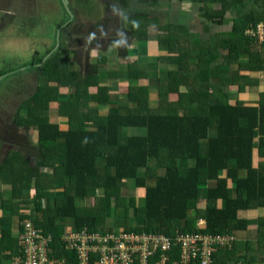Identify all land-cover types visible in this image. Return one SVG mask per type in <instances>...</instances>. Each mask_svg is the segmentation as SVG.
Instances as JSON below:
<instances>
[{
  "label": "trees",
  "instance_id": "16d2710c",
  "mask_svg": "<svg viewBox=\"0 0 264 264\" xmlns=\"http://www.w3.org/2000/svg\"><path fill=\"white\" fill-rule=\"evenodd\" d=\"M178 1L192 3L208 24V31L211 25H224L230 17L233 26L207 40L188 36L183 27L160 28L158 41L170 48V54H178L180 72L158 82V97L164 101L157 111L147 106L146 89L129 87L127 96L137 100V113L109 109L105 116L85 118L86 112L99 113L89 103L101 105L106 90L98 86V94H89L90 81H81L78 73L70 71L69 51L64 54L61 47L39 66L48 74L47 79L36 73L38 80L31 81L28 88L18 75L7 77L15 80L5 95L16 93L17 99L23 90L26 95L5 127L7 132H0V141L11 146L3 160L0 154V185L11 186L14 201L25 191H34L30 213L20 217L21 233L24 222L32 221L40 234L52 236L56 258L67 256L75 264L73 254L62 249L61 238L68 223L76 229L106 228L107 218L123 208L128 198L124 192L132 188L145 191L141 214L136 213L142 221L124 230L172 238L199 230L234 234L248 224L239 216L240 211L263 203L264 163L256 160L257 154L264 157V97L259 106L239 101L230 104L225 88L237 85L244 91L248 81L254 82L249 71L260 72L259 77L264 78V43L245 36L247 29L264 21V0ZM143 16L135 14L132 19L136 24L146 19L143 36L135 32L138 26L132 32L147 40V20L151 18ZM182 39L189 40L188 47L183 48ZM58 51L62 52L60 61ZM240 60L248 63L240 65L234 75L232 64ZM42 61L39 58L37 63ZM130 68L133 72L135 66ZM4 73L9 71L0 75ZM144 77L145 73H137L136 78ZM175 85L177 91L171 89ZM69 86L75 89L62 96ZM181 87H185L183 92ZM171 93L176 100H169ZM105 101L109 106L110 100ZM51 103H56L59 116L66 117V128L59 118L45 115ZM130 128L143 129L144 133L131 134ZM212 128L215 136L210 135ZM188 160L195 165L189 167ZM160 168L163 175H158ZM47 177L51 182L48 187L44 184ZM86 199L88 203H81ZM116 216L118 219L119 212ZM200 219L206 223L202 229L197 226Z\"/></svg>",
  "mask_w": 264,
  "mask_h": 264
},
{
  "label": "crops",
  "instance_id": "0c3cea01",
  "mask_svg": "<svg viewBox=\"0 0 264 264\" xmlns=\"http://www.w3.org/2000/svg\"><path fill=\"white\" fill-rule=\"evenodd\" d=\"M69 1V6L73 10L74 15L68 14L62 0H0V48L8 49L9 43H12L13 40L37 44V38L35 37L38 32L37 27L42 25V29H48L42 30V32L46 35L48 42L52 43L46 50L47 55L54 49L59 34L61 45H66L70 49L68 55L72 56H69L72 62L77 56L78 60L74 62L73 66L78 65V70L80 69L81 72H75L80 75V80L91 78V86L89 87L91 91L96 90L98 93V86H100L107 93L101 95V101H103L101 105L94 101H92L94 103H89V107L97 109L99 113L91 114L86 112L84 114L85 118L87 116L90 118H95L97 115L105 116L109 109H121L120 113L126 114V111L139 107L136 99L130 100L128 98L129 87L146 89L149 97L147 106L149 108L159 107L164 100H159L157 93L159 90L158 82L168 79L174 73L180 72V64L176 60L178 54H170V48L161 46L158 41V33H160L161 27L171 25L183 27L187 30L188 36L190 34L197 36L200 40H207L213 34L222 33L217 28L224 26L211 25L208 31V24L201 19L197 8L192 3L179 2L178 0H153L150 6L145 8L144 12H140L136 8L126 10L124 26L127 27L128 38L123 47L120 48L116 43L112 42L113 39L108 38V35L114 33V28L117 24H112L109 19L105 18L104 9L101 18V15L99 17L96 16L94 4L89 3L88 0ZM135 14L151 18L150 21L147 20V40L139 39L132 32V28L138 26L140 29L135 32H140L141 36H143L144 20H146L144 18L140 20V23L136 24L132 20ZM102 19L103 22L101 23ZM182 42L183 48L189 46V40L183 41L182 39ZM53 45L54 47L52 48ZM46 55L44 57L36 56L32 61H23L21 58L11 55V60H9L8 64H4L7 69L0 70V74L1 72L9 71L8 78L9 76L18 75L17 78H22L24 85L29 88L31 81L38 80L37 75L41 76V78L46 75L47 79L48 74L39 67L45 63H37L39 58L44 59ZM103 56H106L105 61ZM169 56L175 58L167 60ZM105 62V70L102 71L100 66ZM162 63L165 64L162 66ZM131 64L135 66L133 72L130 68ZM158 64L160 67H158ZM241 64V60L240 63L234 62L232 64L234 75ZM96 66L98 67V73L95 72ZM138 72L145 73L146 77L136 78ZM36 73L38 74L36 75ZM249 73L253 77L251 79L254 82L249 83L244 91H239L237 85L225 88L230 104H235L239 101L252 106L260 105V101L264 97V78H260V72L255 70L254 72L249 71ZM132 74L136 77L133 78ZM8 78H4L3 81ZM118 78L121 79L120 85L118 84ZM14 80L15 77H12L3 85V81L0 83V105L6 104L8 107L5 109L6 114L10 115V118H12L17 107L24 100V95H26L24 90L22 91L24 93L20 97L17 96V99L16 93L5 95V92L9 90V86L13 85ZM56 84L52 83L51 85ZM74 89L69 86L67 92H64L62 96H68ZM171 89L177 91L178 86L175 85ZM184 90L185 87H181V91L183 92ZM2 98L5 99V102L2 101ZM106 99L111 101L109 106L104 104ZM176 99L177 96H174L173 93L169 95L170 101ZM50 106V110L45 113L48 118H66L59 116L56 103H51ZM58 121L60 122V120ZM62 123L65 124V122ZM62 123V128H66L67 124L62 125ZM259 161L264 163V157L260 158L257 154L256 163ZM192 162L194 166L195 161ZM99 163L102 164V160ZM163 173L164 170L160 168L158 175H163ZM242 175L245 177L246 173L244 172ZM47 182L48 177L44 181L45 186L48 187ZM149 184L151 186L154 185L153 182ZM214 184L215 182L211 185ZM139 190L143 191V194L145 193L144 189ZM128 193L132 192L129 191ZM33 195L34 191L32 190L25 191L19 200L14 201L12 200L11 186L6 191L0 189V264H23L24 256L22 255L23 250L20 243L22 222L20 217L24 213L25 215L30 213L33 204L29 203V201L32 200ZM88 202L89 200L86 199L81 203ZM28 210L30 211L28 212ZM239 216L248 222L247 227L234 232L238 237V241L230 248L216 252L213 264H264V199L262 205L254 209L242 210ZM70 224L72 222L66 225V229L72 227ZM205 225L206 223L198 228L202 229ZM106 227L108 228L107 224Z\"/></svg>",
  "mask_w": 264,
  "mask_h": 264
},
{
  "label": "built area",
  "instance_id": "2783aa9c",
  "mask_svg": "<svg viewBox=\"0 0 264 264\" xmlns=\"http://www.w3.org/2000/svg\"><path fill=\"white\" fill-rule=\"evenodd\" d=\"M245 36L264 43V21L245 31ZM205 224L199 220L197 225ZM23 264H72L69 258L54 257L52 236L40 234L26 220L20 236ZM238 241L236 234L208 232L179 233L169 237L158 233H135L111 228L91 230L69 227L62 236V249L73 254L75 264H213L216 252ZM176 249L178 252H176Z\"/></svg>",
  "mask_w": 264,
  "mask_h": 264
},
{
  "label": "rangeland",
  "instance_id": "374dc122",
  "mask_svg": "<svg viewBox=\"0 0 264 264\" xmlns=\"http://www.w3.org/2000/svg\"><path fill=\"white\" fill-rule=\"evenodd\" d=\"M89 3L94 4V7L96 9V16L99 17L102 14L103 9H104V6L102 5V3L99 2V0L90 1ZM232 26H233V20L230 17L229 20H226V23L224 24V26L220 27V28H217V30H220L222 33H226V32H229L232 29ZM42 30H48V29L47 28L42 29V25L37 27V31L38 32L36 33V36H35L37 38V40H36L37 44H34V43L33 44H28V43L21 42L20 40H13L12 43H9V48L8 49H3L4 47H1L0 48V70H6L7 69V68H5L4 64H8L9 60H11L10 59L11 55H14L16 58H21V60H23V61H28V60L32 61V60H34L36 58V56H38V57L43 56L44 57L46 55V50H48V48L52 45V43L50 41L48 42L47 37L42 32ZM36 45H39V46L36 47ZM56 46H57V43H56L55 47L53 45L52 48L54 47V49H55ZM62 47H64V45ZM64 54H66V53L64 52ZM61 55H62L61 51H58L56 53V57H57V59L59 61H60V56ZM69 56H70V54L68 55V57ZM70 57H72V56H70ZM70 57H69V59L71 60ZM63 58L66 60V57L63 56ZM105 58H106V56H103V60L104 61H105ZM77 60L78 59H77V56H76L74 58L72 64H70V62H69V64H70L69 65V69L72 72L78 71V73H80L81 71H80V69L78 70V65L73 66L74 62L77 61ZM241 62H242V64L243 63H248V61H243V60ZM164 64L165 63H162L161 65L163 66ZM105 65H106V62L103 65L100 66V69L102 71L105 70V68H104ZM71 66H73V67H71ZM158 67H160L159 64H158ZM96 68L98 69V67H96ZM19 77H22V76H19ZM45 78H46V75L44 76V79ZM250 78H253V77L250 75ZM118 79H119L118 80V84L120 85L119 82H121V79L120 78H118ZM147 79L150 80L149 78H147ZM157 80H158V78H157ZM88 81H91V78H89ZM249 83H251V82L248 81L247 85H249ZM90 86H91V84H90ZM89 90H90L89 94H98L96 92V90H92L91 91L90 88H89ZM225 91H227V90H225ZM112 98H114V97L112 96ZM159 100H160V98H159ZM2 101L5 102V99L2 98ZM21 103H22V101H21ZM92 103H94V102H92ZM110 103H111V101H110ZM159 107H161V106H159ZM6 108H8V107L6 106L5 103L0 105V116L1 117L4 115ZM137 108H139V107L132 108L130 110L131 113H137ZM151 109H152V111H157L158 108L157 107H153ZM52 113H54V112H52ZM26 118H29V117L26 116ZM59 120H60L61 123L64 122L63 118H59ZM62 125H65V124L62 123ZM128 132L131 133V134H134V135H141V134L144 133V130L143 129L142 130L141 129L132 130L130 128V129H128ZM210 135L211 136H215L216 135L215 128H212L210 130ZM31 141L34 144H36L35 143L36 140L32 136H31ZM7 152H8V149L5 148L4 145H2L1 149H0V154H2V157H1L2 160L7 155ZM186 163H187V165L189 167L193 166L192 160H188V161H186ZM47 173H48V171H47ZM47 184L50 185L51 182L48 180ZM0 189L6 191V190L10 189V186L3 185V186L0 187ZM56 191H58V189ZM129 191L132 192V193H128ZM128 192H126V191L124 192V194L128 195L129 197L126 199L124 204H123V201H122L121 204H123V208L119 207V209L117 211V212H119L118 219L115 218V217H117L116 216V214H117L116 211H114L112 213V217L107 218L106 224H107L108 228H112L113 230H116V231H122V230H124V228L127 225L129 227H131V226H136L137 224H141V221H142L141 220V216H139V215L136 216V213L142 211V209H143V204H144L143 198L145 197L144 194L142 193L143 191L141 192V190H139L138 188H132V189H129ZM136 194H138V196H136ZM132 199H133V201H135V204H133V206H131V200ZM124 205H125V208H124ZM122 211H123V213L121 215ZM140 214H141V212H140ZM122 224H124V225H122Z\"/></svg>",
  "mask_w": 264,
  "mask_h": 264
},
{
  "label": "flooded vegetation",
  "instance_id": "af4514ba",
  "mask_svg": "<svg viewBox=\"0 0 264 264\" xmlns=\"http://www.w3.org/2000/svg\"><path fill=\"white\" fill-rule=\"evenodd\" d=\"M90 1H95V0H88V2ZM99 2H101L102 5L104 6L105 11L104 10L103 11L105 14V18L109 19V21L112 24L114 23L117 24V26L114 28V33L112 35H108V38L113 39L112 42L116 43L117 46L121 48L123 47V44L126 43V40L128 38L127 36L128 30L126 29L127 27L124 26L125 24L124 21L126 20V12L128 11V9H132V8H136L138 11L144 12L145 8H148L151 2H153V0H99ZM72 13L74 14L73 10H72ZM101 18H102V15H101ZM102 22H103V19L101 20V23ZM62 46L63 45L60 44L59 47H61L65 53H66V50L70 51L69 47L67 46L62 47ZM71 62H72V59L70 60V63ZM9 123H11L10 115H7L6 110H5L4 115L2 117L0 116V132L1 130L4 129V133H6L7 131L5 127ZM2 145H4V147L7 148L8 150L11 149V146L9 145L8 141H0V149Z\"/></svg>",
  "mask_w": 264,
  "mask_h": 264
},
{
  "label": "water",
  "instance_id": "95a60500",
  "mask_svg": "<svg viewBox=\"0 0 264 264\" xmlns=\"http://www.w3.org/2000/svg\"><path fill=\"white\" fill-rule=\"evenodd\" d=\"M62 2H63V6H64L65 9L67 10L68 14H70V15H74V14L72 13V9H71V7L69 6V2H70V1H69V0H62ZM60 44H61V40H60V38H59V34H58V37H57V46H56V48H55L53 51H51L49 54L46 55V57L43 59V61H42L41 64H44V63L48 60V58H50V57L52 56V54H53V53L59 48ZM8 75H9V74L1 75V76H0V81H2L4 78L8 77ZM36 163H37V160H36L35 158L32 159V164H33V165H36Z\"/></svg>",
  "mask_w": 264,
  "mask_h": 264
},
{
  "label": "clouds",
  "instance_id": "9594fccd",
  "mask_svg": "<svg viewBox=\"0 0 264 264\" xmlns=\"http://www.w3.org/2000/svg\"><path fill=\"white\" fill-rule=\"evenodd\" d=\"M34 166H36V165H34Z\"/></svg>",
  "mask_w": 264,
  "mask_h": 264
}]
</instances>
